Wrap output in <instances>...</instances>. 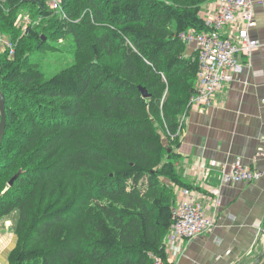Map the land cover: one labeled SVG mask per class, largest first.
Segmentation results:
<instances>
[{
	"label": "trees",
	"instance_id": "obj_1",
	"mask_svg": "<svg viewBox=\"0 0 264 264\" xmlns=\"http://www.w3.org/2000/svg\"><path fill=\"white\" fill-rule=\"evenodd\" d=\"M209 1L61 0V13L0 0L14 43L13 55L0 50V218L18 215L10 264H169L175 187L191 188L175 148L199 73L180 34L210 30ZM68 36L75 62L46 79L35 56Z\"/></svg>",
	"mask_w": 264,
	"mask_h": 264
},
{
	"label": "crops",
	"instance_id": "obj_2",
	"mask_svg": "<svg viewBox=\"0 0 264 264\" xmlns=\"http://www.w3.org/2000/svg\"><path fill=\"white\" fill-rule=\"evenodd\" d=\"M216 1L202 6L204 18L214 15ZM253 1L257 25L250 35L260 47L251 58L240 57L234 80L217 91L212 106L190 109L175 148L178 173L217 223L190 241H168L169 264H264V0ZM195 50V44L188 47L190 54ZM237 159L263 176L223 183V171ZM183 188L175 187L176 205ZM17 218V213L0 218V264H10Z\"/></svg>",
	"mask_w": 264,
	"mask_h": 264
},
{
	"label": "built area",
	"instance_id": "obj_3",
	"mask_svg": "<svg viewBox=\"0 0 264 264\" xmlns=\"http://www.w3.org/2000/svg\"><path fill=\"white\" fill-rule=\"evenodd\" d=\"M60 3L61 0H49L50 8L57 12H61ZM205 20L210 30L199 32L190 29L180 34L187 44L196 45L195 51L199 57L197 89L190 100L191 108L212 106L217 91L234 80L240 68V57L245 55L251 58L261 45L259 40L250 35V29L257 25L253 0H217L214 3V15ZM0 42L4 49L8 48L10 54H14V43L1 32ZM186 117L187 115L182 118L181 123L186 122ZM262 176V171L237 159L228 170L223 171L222 182L251 183ZM214 192L219 191L215 189ZM173 220L165 236V244L168 241H190L211 230L217 223L215 217L204 212L202 205L196 200V192L187 187L182 189L180 201L173 207ZM153 257V264H165L161 256Z\"/></svg>",
	"mask_w": 264,
	"mask_h": 264
},
{
	"label": "rangeland",
	"instance_id": "obj_4",
	"mask_svg": "<svg viewBox=\"0 0 264 264\" xmlns=\"http://www.w3.org/2000/svg\"><path fill=\"white\" fill-rule=\"evenodd\" d=\"M21 18L24 17L22 16ZM52 43L59 48L48 51L47 53H40L34 58L45 73L46 79H50L75 62L76 47L73 37L68 36L64 41H52ZM189 46L188 44V47Z\"/></svg>",
	"mask_w": 264,
	"mask_h": 264
},
{
	"label": "water",
	"instance_id": "obj_5",
	"mask_svg": "<svg viewBox=\"0 0 264 264\" xmlns=\"http://www.w3.org/2000/svg\"><path fill=\"white\" fill-rule=\"evenodd\" d=\"M140 90L143 93V96L148 98L150 97V94L148 93L147 89L145 87L140 86ZM0 112H1V122H0V149L2 146V142L4 139V136L6 134V126H7V110H6V103H5V97L4 94L0 90ZM170 151V150H169ZM16 177H13L11 181L9 182V186H12L14 184Z\"/></svg>",
	"mask_w": 264,
	"mask_h": 264
}]
</instances>
